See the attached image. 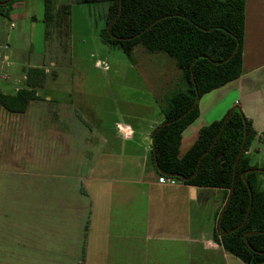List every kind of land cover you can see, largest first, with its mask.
I'll use <instances>...</instances> for the list:
<instances>
[{
    "label": "crops",
    "instance_id": "crops-1",
    "mask_svg": "<svg viewBox=\"0 0 264 264\" xmlns=\"http://www.w3.org/2000/svg\"><path fill=\"white\" fill-rule=\"evenodd\" d=\"M23 2L13 4L7 10L17 17L9 20V25H3L0 19V53L7 54L13 64L7 70L8 79L0 77V87L6 94H15L25 86L27 74L19 73L18 67L27 59L29 50L34 54V65L22 63V67L46 70L44 56L50 55V49L56 45L54 43L47 48L50 36L47 37L43 10L40 13L42 17L33 12L23 16L21 9L26 10V4L30 5L35 0ZM245 2L243 74L238 80L209 93L208 96L215 97L210 103L200 105L202 101H199V121L184 131L182 146L189 137L194 139L191 148L202 128L221 121L238 107L255 132L246 156L251 159L253 167L262 170L264 8L256 5L250 9L249 0ZM0 18L7 17L0 15ZM12 24H15L14 28ZM71 25L70 47L77 50L85 41L81 39L79 44L76 43L80 36L74 32V23ZM85 25V22L79 24L84 28ZM97 34L96 40H101L99 29ZM6 45L8 50L4 48ZM55 101L59 102L60 98H55ZM155 102L160 104L157 100ZM162 107L159 106L158 121H99L97 133L92 129L89 136L84 137L87 144L79 155L94 162L88 168H83L85 163H82L71 169L70 174L57 177L58 180H66L62 182V192L66 193L64 187L79 186L80 192L90 202L87 214L79 227L72 229L73 217L68 208L74 200L54 199L53 206L59 220L55 224L59 230L53 231L51 237L43 238L42 235V242L35 246L36 253L51 252V264H246L227 253L221 241L215 238L220 215L226 205L225 190L197 188L160 176L150 163L153 132L164 122L161 121L164 120ZM17 122L0 121V142L8 135L12 124L15 126ZM196 124H199V129L191 130ZM95 125L89 126L93 128ZM187 132L191 133L185 136ZM72 137L65 132L54 134L53 148L58 157L73 158L76 155ZM8 153L11 152L0 148V159L6 161L11 158ZM181 155H184L182 151ZM141 170L143 180L139 178ZM157 177L158 182H153ZM254 183L264 191V173H260ZM155 192L168 197H153ZM198 194L199 197L196 196ZM13 216H19L18 220ZM22 219L21 209L10 213L6 208H0V264H27L28 250L24 246L27 234L22 231ZM39 236L40 233L34 239H39Z\"/></svg>",
    "mask_w": 264,
    "mask_h": 264
},
{
    "label": "trees",
    "instance_id": "trees-1",
    "mask_svg": "<svg viewBox=\"0 0 264 264\" xmlns=\"http://www.w3.org/2000/svg\"><path fill=\"white\" fill-rule=\"evenodd\" d=\"M5 1L8 0H0ZM16 1L24 0H13L0 6V15L8 18L6 8ZM100 3L108 4L105 27L100 30L104 44L121 50L133 65L137 64L138 46L151 53L163 52L175 60L181 73L180 86L168 97L167 106L162 107L164 122L153 132L156 136L150 160L160 176L197 188L224 189L227 203L247 124L248 138L237 166L235 190L221 227L218 223L215 238L221 241L227 253L244 263L264 264V255L259 254L264 252V233L244 239L248 232H264V191L254 183L260 172L247 174L253 191L251 213L245 224L232 232L245 221L250 207V191L243 180V173L257 169L246 156L255 135L251 122L237 108L213 147L226 117L202 128L193 146L181 155L183 133L199 118L201 98L238 80L243 74L245 0L75 1L78 6ZM43 21L47 37L51 27L59 36L63 35L62 29L66 27L65 34L70 37V6L57 7L53 0H45ZM26 74L25 86L15 94H6L0 87V107L10 114L23 115L31 103L43 99L39 91L44 88L46 70L32 67L26 70ZM247 243L258 253L252 251Z\"/></svg>",
    "mask_w": 264,
    "mask_h": 264
},
{
    "label": "rangeland",
    "instance_id": "rangeland-1",
    "mask_svg": "<svg viewBox=\"0 0 264 264\" xmlns=\"http://www.w3.org/2000/svg\"><path fill=\"white\" fill-rule=\"evenodd\" d=\"M75 1L53 0L57 7L70 6L74 32L80 36L76 38V43L79 44L81 39L85 42L73 50L70 47L72 29L69 39L65 34L66 27L62 29V36L51 27L47 48H51L54 43L56 45L53 47L55 51L51 48L50 55L44 56L47 74L44 89L39 91L43 99L31 103L24 115L10 114L0 107V121L19 122L15 126V123L12 124L8 135L0 142L2 150L11 152L8 153L11 158L6 161L0 159V208H6L10 213L22 211V231L27 234L24 244L28 250L27 264H51V252L38 254L35 246L42 242V235L43 238L51 237L53 231L59 230L55 224L59 220L54 201L74 200L68 208L73 217L70 223L72 229L79 227L81 219L87 214L86 208L90 202L80 192L79 186L64 187L66 193L62 192V182L66 180H58L57 177L70 174L71 169L82 163H85L83 168H88L94 162L79 155L87 144L84 143V137L89 136L92 129L97 133L99 121H158L159 106H167L168 97L180 86L181 73L175 60L167 54L151 53L143 46H138V65L134 67L121 50L110 48L102 42L101 37V40H96L97 29L100 32L105 27L108 4L78 6ZM22 2L13 4L20 5ZM44 4L45 0H35L30 5L26 4V10L21 9L20 14L27 16L33 12L42 17L40 13L42 10L44 12ZM256 5L264 8V0H249L250 9ZM8 18H0L3 25H9V20L17 19L12 13ZM82 22L86 25L85 28L81 26L84 29L80 30L79 24ZM33 55L29 50L27 59L19 64V73H26L28 69L22 67V63L25 66L34 65ZM9 62L13 66L12 60ZM9 66L0 57V77L7 73ZM55 98H60V101H55ZM213 98L206 94L201 98L200 105L210 103ZM155 100L160 104L156 105ZM90 124H96L95 128ZM196 129H199V124L191 128ZM57 132L73 136L76 151L73 158L58 157L55 153L52 138ZM190 133L187 132L185 136ZM193 140L189 137L185 139L182 154L189 150ZM139 178L143 180L142 170ZM153 182L157 183L158 177ZM196 196L199 197V194ZM153 197L167 198L168 195L162 196L160 192H155ZM13 217L17 221L19 216ZM39 233V239H34Z\"/></svg>",
    "mask_w": 264,
    "mask_h": 264
},
{
    "label": "water",
    "instance_id": "water-1",
    "mask_svg": "<svg viewBox=\"0 0 264 264\" xmlns=\"http://www.w3.org/2000/svg\"><path fill=\"white\" fill-rule=\"evenodd\" d=\"M12 1H13V0H8V1H5V2H0V6L8 5V4H9L10 2H12ZM121 1H122V0H121ZM199 99H200V98H199V95H198L197 103H198ZM237 108H238V107H235L234 109H232V110L229 112V114L226 116V119H225L224 125L222 126V128H221V130H220V132H219V135H218L217 139L214 141L212 147H213V146L215 145V143L217 142V140H218L219 136L221 135V133H222V131H223L225 125L227 124V122H228V120H229L231 114H232V113L234 112V110L237 109ZM184 116H185V115H184ZM184 116L180 117L178 120H181ZM155 136H156V133H155V135H154V136L152 137V139H151V144L153 145V147H154V138H155ZM247 138H248L247 124L245 123V139H244V143H243V146H242L241 152H240V154H239V156H238V158H237L236 165H235V168H234V181H233V188H232V191H231L230 197H229V199H228V202L226 203V205H225V207H224V209H223V211H222V213H221V216H220V219H219V227H221V225H222V219H223V216H224V214H225V210H226L227 207L229 206V204H230V202H231V199H232V196H233V193H234V190H235V179H236L237 166H238V163H239V161H240V158H241L242 154L244 153V149H245V145H246ZM212 147H211V148H212ZM210 150H211V149H209V150H208V151H207V152L201 157V160H202V158H203V157H204V156H205ZM154 157H155V162H156V164L158 165V163H157V154H156V151H155V150H154ZM201 160H200V163H199V167H200V164H201ZM248 172H260V173H264V169H262V170H261V169H254V170H249V171L243 173V180L246 182V184H247V186H248V189H249V191H250V196H251L250 207H249V210H248L247 217H246L245 221H244L239 227H237L236 229H234L232 232H235L236 230L240 229V228L245 224V222L247 221V219L249 218L250 213H251V209H252V205H253V191H252V188H251V186H250V184H249V181H248V179H247V174H248ZM183 179H184V178H183ZM262 233H264V232H260V233H251V232H248V233H246V234L244 235V239L246 240V238H247L248 236L256 235V234H262ZM247 246H248L252 251L258 253L257 251H255V249L252 248V246H251L249 243H247ZM259 254H260V255H264V252H259Z\"/></svg>",
    "mask_w": 264,
    "mask_h": 264
},
{
    "label": "built area",
    "instance_id": "built-area-1",
    "mask_svg": "<svg viewBox=\"0 0 264 264\" xmlns=\"http://www.w3.org/2000/svg\"><path fill=\"white\" fill-rule=\"evenodd\" d=\"M12 27L14 28L15 27V24H12ZM4 48L8 50L9 49V46L6 45ZM0 57L3 59L4 63L6 62L7 65H9V64L11 65V62H9L10 61V58H9V56L7 54L1 53L0 54ZM3 79H8V74L7 73L3 75Z\"/></svg>",
    "mask_w": 264,
    "mask_h": 264
}]
</instances>
